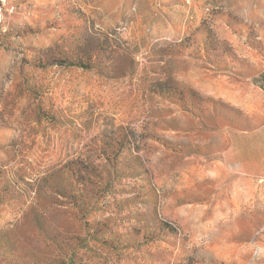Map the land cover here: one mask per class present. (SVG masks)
I'll use <instances>...</instances> for the list:
<instances>
[{
	"label": "rangeland",
	"instance_id": "obj_1",
	"mask_svg": "<svg viewBox=\"0 0 264 264\" xmlns=\"http://www.w3.org/2000/svg\"><path fill=\"white\" fill-rule=\"evenodd\" d=\"M263 123L264 0H8L0 264H264Z\"/></svg>",
	"mask_w": 264,
	"mask_h": 264
},
{
	"label": "trees",
	"instance_id": "obj_2",
	"mask_svg": "<svg viewBox=\"0 0 264 264\" xmlns=\"http://www.w3.org/2000/svg\"><path fill=\"white\" fill-rule=\"evenodd\" d=\"M232 145L233 148L239 152V154L245 151L253 152L249 154L260 160V164L264 172V127L251 133L237 135V137L233 138ZM244 147H246L247 150H245Z\"/></svg>",
	"mask_w": 264,
	"mask_h": 264
},
{
	"label": "bare ground",
	"instance_id": "obj_3",
	"mask_svg": "<svg viewBox=\"0 0 264 264\" xmlns=\"http://www.w3.org/2000/svg\"><path fill=\"white\" fill-rule=\"evenodd\" d=\"M7 4H8V0H0V22L3 19L4 11L6 9Z\"/></svg>",
	"mask_w": 264,
	"mask_h": 264
},
{
	"label": "crops",
	"instance_id": "obj_4",
	"mask_svg": "<svg viewBox=\"0 0 264 264\" xmlns=\"http://www.w3.org/2000/svg\"><path fill=\"white\" fill-rule=\"evenodd\" d=\"M264 125V123L263 124H261V125H259V126H256L255 128H253V129H251V131H255V130H257V129H259L261 126H263Z\"/></svg>",
	"mask_w": 264,
	"mask_h": 264
}]
</instances>
